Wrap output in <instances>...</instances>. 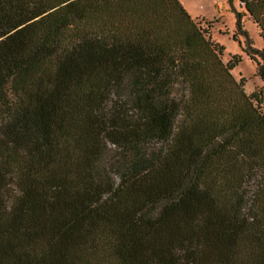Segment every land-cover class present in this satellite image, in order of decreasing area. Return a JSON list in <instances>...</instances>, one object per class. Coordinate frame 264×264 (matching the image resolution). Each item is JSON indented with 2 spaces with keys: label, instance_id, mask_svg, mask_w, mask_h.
<instances>
[{
  "label": "trees",
  "instance_id": "16d2710c",
  "mask_svg": "<svg viewBox=\"0 0 264 264\" xmlns=\"http://www.w3.org/2000/svg\"><path fill=\"white\" fill-rule=\"evenodd\" d=\"M223 52L179 0H0V264H264L263 92Z\"/></svg>",
  "mask_w": 264,
  "mask_h": 264
},
{
  "label": "rangeland",
  "instance_id": "374dc122",
  "mask_svg": "<svg viewBox=\"0 0 264 264\" xmlns=\"http://www.w3.org/2000/svg\"><path fill=\"white\" fill-rule=\"evenodd\" d=\"M186 11L198 21L202 27L209 29L214 41L224 46L222 61L226 63L232 55L237 54L241 61L231 71L240 80L245 79L244 90L251 94L261 90L264 98V82L256 75L255 63L243 52L246 39L240 34L238 41L232 35L235 32V17L237 12L243 13V29L247 31L251 46L264 48V41L260 37L259 27L246 12L239 0H179ZM264 107V100H263ZM112 153V152H110Z\"/></svg>",
  "mask_w": 264,
  "mask_h": 264
}]
</instances>
